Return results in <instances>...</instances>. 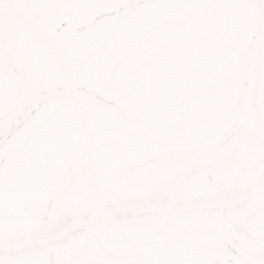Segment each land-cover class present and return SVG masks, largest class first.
<instances>
[{"label": "snow or ice", "instance_id": "snow-or-ice-1", "mask_svg": "<svg viewBox=\"0 0 264 264\" xmlns=\"http://www.w3.org/2000/svg\"><path fill=\"white\" fill-rule=\"evenodd\" d=\"M0 264H264V0H0Z\"/></svg>", "mask_w": 264, "mask_h": 264}]
</instances>
